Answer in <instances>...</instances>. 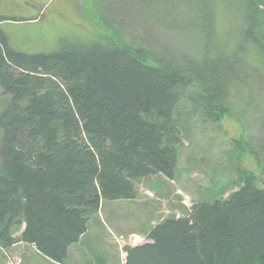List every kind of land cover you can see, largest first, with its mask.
Segmentation results:
<instances>
[{
  "label": "trees",
  "instance_id": "16d2710c",
  "mask_svg": "<svg viewBox=\"0 0 264 264\" xmlns=\"http://www.w3.org/2000/svg\"><path fill=\"white\" fill-rule=\"evenodd\" d=\"M122 1L173 17L197 36V51L172 56L107 36L85 55L25 54L0 29V88L10 97L0 111V250L21 243L63 264L103 202L134 200L147 177L174 180L180 104L210 120L229 110L240 49L226 54L216 40L217 0ZM236 5L242 42L264 57V0ZM238 142L250 160L227 184L236 190L161 220L146 243L123 247V264H264V161Z\"/></svg>",
  "mask_w": 264,
  "mask_h": 264
},
{
  "label": "rangeland",
  "instance_id": "374dc122",
  "mask_svg": "<svg viewBox=\"0 0 264 264\" xmlns=\"http://www.w3.org/2000/svg\"><path fill=\"white\" fill-rule=\"evenodd\" d=\"M239 1L216 2V40L226 54L240 49L241 82L233 88L227 113L219 120H210L180 104L175 119L182 141L174 180L162 175L147 177L136 184L138 195L134 200L103 202L63 264H123V247L146 243L148 231L161 220L185 216L196 202L227 197L236 190L227 188V184L237 179L239 170L248 169L250 160L247 153L238 155L239 140L257 154L262 164L264 57L242 42L236 5ZM159 14L155 10L139 13L122 0H0V16L14 20L1 22L0 29L8 46L25 54L66 50L85 55L88 47L112 36L114 40L117 36L135 37L153 51L172 56L195 53L197 36L187 30L178 31L172 24L173 17L161 20ZM181 24L178 21V26ZM150 49L147 51L152 54ZM9 102L10 97L0 88V111ZM0 173L6 174L1 156ZM20 233L21 229H16L13 235L18 238ZM0 264L56 263L33 247L17 243L0 250Z\"/></svg>",
  "mask_w": 264,
  "mask_h": 264
},
{
  "label": "crops",
  "instance_id": "0c3cea01",
  "mask_svg": "<svg viewBox=\"0 0 264 264\" xmlns=\"http://www.w3.org/2000/svg\"><path fill=\"white\" fill-rule=\"evenodd\" d=\"M69 253V252H68Z\"/></svg>",
  "mask_w": 264,
  "mask_h": 264
}]
</instances>
